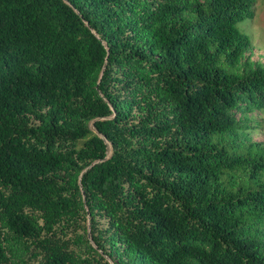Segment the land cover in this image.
<instances>
[{"label":"trees","instance_id":"16d2710c","mask_svg":"<svg viewBox=\"0 0 264 264\" xmlns=\"http://www.w3.org/2000/svg\"><path fill=\"white\" fill-rule=\"evenodd\" d=\"M255 0H0V264H264Z\"/></svg>","mask_w":264,"mask_h":264},{"label":"rangeland","instance_id":"374dc122","mask_svg":"<svg viewBox=\"0 0 264 264\" xmlns=\"http://www.w3.org/2000/svg\"><path fill=\"white\" fill-rule=\"evenodd\" d=\"M254 15L237 23L238 30L249 36L252 49L245 54L243 62L249 60L264 64V0H255ZM255 128L249 131V140L264 144V115H257Z\"/></svg>","mask_w":264,"mask_h":264}]
</instances>
